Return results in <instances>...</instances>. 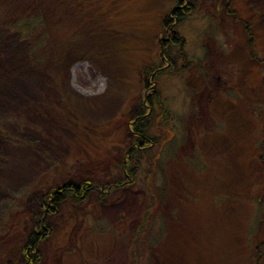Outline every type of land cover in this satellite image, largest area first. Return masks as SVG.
<instances>
[{
	"label": "rangeland",
	"instance_id": "obj_1",
	"mask_svg": "<svg viewBox=\"0 0 264 264\" xmlns=\"http://www.w3.org/2000/svg\"><path fill=\"white\" fill-rule=\"evenodd\" d=\"M177 1L92 0L71 14L0 0V264H29L20 243L41 219L32 264H264V0H199L175 33L187 68L148 81L173 139L154 168L162 205L128 252L148 201L121 170L145 101L139 71ZM19 17L39 24L24 36L9 28ZM68 176L93 189L44 214L35 192Z\"/></svg>",
	"mask_w": 264,
	"mask_h": 264
},
{
	"label": "trees",
	"instance_id": "obj_2",
	"mask_svg": "<svg viewBox=\"0 0 264 264\" xmlns=\"http://www.w3.org/2000/svg\"><path fill=\"white\" fill-rule=\"evenodd\" d=\"M38 1L39 0H37V2ZM198 2L199 0H178V6L162 18L160 34H162L164 39L157 47L159 49H157L159 56L157 53L158 58L156 57L155 62L152 65L143 66L139 71V81L143 89L148 91V93L145 95V101L143 102L141 100L139 106H137L134 120L131 124L132 139L126 144V149L124 151L127 163L121 165V170L124 175L129 176L131 183L140 182V184L143 183L145 185L148 201H146L147 204H145L143 208L144 215L141 217L142 223L136 230L135 235L131 237L133 239L130 241L128 252L130 245L135 246L137 239L140 238V234L148 231L147 227H150V218L156 214L158 215L159 207L162 205L167 181L165 173H161L160 175H158V173L155 174L154 168L160 166V152H162V149L168 146L173 139L171 137L172 128L170 126L173 115L167 109L164 99L160 96L158 91H153L148 81L153 79V81L158 83L161 78L165 79L181 75L185 68H187L186 55L179 49V47H181L180 43L176 41L175 36H171L169 40H165V36L168 34V31L179 33L178 28L180 24L192 13L193 7L197 6L198 8ZM44 4L47 8L53 7L55 10L69 8L67 11L72 14L77 6H83V8L85 6L86 8L90 7L92 5V0H44ZM24 18L25 17L17 18L18 20H15L9 28L12 31L18 30L22 35L27 36L39 22L36 18ZM18 21L21 25H17ZM34 33L35 35L39 34L37 38L43 37V32L40 29L34 31ZM97 128L98 126L95 128L96 131ZM155 145L157 147V152L154 157L150 158L149 156L151 160L149 167L141 169V158L139 155L145 153L151 155ZM140 169V176L143 178L141 181L137 175ZM159 169L161 170V168ZM72 172L79 173L77 170ZM84 177V181L79 180L76 182L73 179L68 180V176L67 181L65 180L54 185L53 183L50 185L44 184V188L35 192L38 202L41 204V207L45 209L42 210L44 214H50L59 210L61 205L66 201L76 205L85 201L89 192L93 189L94 183L91 179H88L86 176ZM37 226L39 227L32 228V231L28 232L20 243V253L29 264H32L31 262L37 259V248L47 234V227L44 225L43 219L38 221ZM135 236L137 237L135 238ZM146 239L148 247L151 250L155 239H153L151 235L146 236ZM127 258L129 259V253H127ZM129 264H135L134 260Z\"/></svg>",
	"mask_w": 264,
	"mask_h": 264
},
{
	"label": "bare ground",
	"instance_id": "obj_3",
	"mask_svg": "<svg viewBox=\"0 0 264 264\" xmlns=\"http://www.w3.org/2000/svg\"><path fill=\"white\" fill-rule=\"evenodd\" d=\"M230 162L233 163V166L235 167L233 170L237 169L236 168V163L234 162V157L232 156V159L230 160ZM237 176L239 175V173H241V170L240 169H237ZM240 179V177H238Z\"/></svg>",
	"mask_w": 264,
	"mask_h": 264
}]
</instances>
